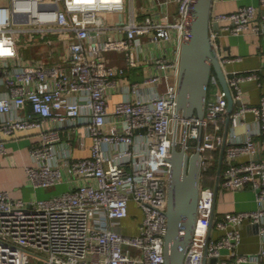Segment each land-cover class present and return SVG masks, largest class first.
<instances>
[{
  "label": "built area",
  "instance_id": "built-area-1",
  "mask_svg": "<svg viewBox=\"0 0 264 264\" xmlns=\"http://www.w3.org/2000/svg\"><path fill=\"white\" fill-rule=\"evenodd\" d=\"M194 1L0 0V167L16 166L8 140H24L25 185L64 186L42 198L16 195L18 185L0 187V264H164L167 157L174 140L190 154L199 139L200 188L184 264L204 257V264L211 257L264 264L262 251H237L244 224H256L264 240V95L258 104L241 101L242 82L257 73L223 67L235 103L229 128L244 124L248 112L254 118L243 138L228 131L219 180V190L251 189L255 208L217 212L213 186L204 183L228 115L216 76L202 120L176 115L181 42ZM213 21L221 63L240 59L221 55V35L264 38V11L254 4L217 12ZM35 34L67 38L66 57L24 61L21 40L27 45ZM107 50L126 51L129 65L141 57L148 74L126 81V70L103 58ZM114 93L121 98L111 104ZM132 204L141 218L136 232H126Z\"/></svg>",
  "mask_w": 264,
  "mask_h": 264
},
{
  "label": "water",
  "instance_id": "water-1",
  "mask_svg": "<svg viewBox=\"0 0 264 264\" xmlns=\"http://www.w3.org/2000/svg\"><path fill=\"white\" fill-rule=\"evenodd\" d=\"M213 0H195L189 22L182 37L179 56V74L176 97V115L191 116L202 120L211 77L216 76L227 98V116L224 121L222 143L218 150L213 184L215 208L219 193V180L223 165L225 143L229 131V114L235 105L227 84L223 66L214 48L210 27ZM238 102V101H237ZM200 139L193 152L188 154L175 140L167 157L169 162L168 201L166 208L167 230L164 235V264H184V257L191 239L196 219L197 199L200 188ZM211 226V223H210ZM217 264V257H211ZM205 263V257L202 264Z\"/></svg>",
  "mask_w": 264,
  "mask_h": 264
},
{
  "label": "crops",
  "instance_id": "crops-1",
  "mask_svg": "<svg viewBox=\"0 0 264 264\" xmlns=\"http://www.w3.org/2000/svg\"><path fill=\"white\" fill-rule=\"evenodd\" d=\"M243 4H254L257 7V13L264 11V6H260L259 0H213L211 7V16L217 12L235 10ZM47 38H51L52 42H47ZM27 46H30V54L24 56V61H44L47 63H56L66 57L68 52V39L59 38L52 35L35 34L30 39ZM46 46L43 48L42 43ZM220 50L222 56L236 57L239 60L224 61L222 66L225 70H236L239 72L255 71L256 78L248 79L242 82L241 101L246 104H258L262 95H264V38L256 34H224L219 38ZM21 53V51H20ZM103 58L107 63L115 66H121L126 70V81L140 80L149 72V64L141 57L136 56V63L129 65L127 63L126 51L123 50H107L103 52ZM121 98V94L114 93L110 96V103L113 104ZM245 123L239 124L232 130L237 136L243 138L245 135V127L253 122V114H245ZM8 148L12 154L16 166L0 167V187L12 188L15 185L21 186L15 190L16 195L23 198V187L27 186L24 182L23 165L28 161L27 144L24 140L7 142ZM77 155H84L87 149H77ZM7 160V159H6ZM24 184V185H23ZM213 183L211 184L213 186ZM257 206L254 192L249 189L227 190L220 189L215 210L223 212L228 210L252 209ZM141 213L135 205L132 204L131 214L124 221L123 230L126 232H136L137 224L140 221ZM240 253H257L262 251V261L264 262V240L258 234V226L256 224H244L241 229V240L237 246ZM213 264V263H212ZM244 264H255L248 262Z\"/></svg>",
  "mask_w": 264,
  "mask_h": 264
},
{
  "label": "rangeland",
  "instance_id": "rangeland-1",
  "mask_svg": "<svg viewBox=\"0 0 264 264\" xmlns=\"http://www.w3.org/2000/svg\"><path fill=\"white\" fill-rule=\"evenodd\" d=\"M46 46V44L43 42L42 43V47L44 48ZM30 46H27L26 45V41H24V39L21 40V43H20V51H21V54L24 55V56H27L28 54H30ZM215 92V87L212 86H209L208 87V93L209 94H214ZM215 167V166H214ZM206 176H207V173H206ZM64 189V186L63 184H60V185H57L53 188H35L29 184H27V186L23 187V195L25 198H42V197H47L53 193H57L61 190ZM132 252L133 253H137L139 252V249H132Z\"/></svg>",
  "mask_w": 264,
  "mask_h": 264
},
{
  "label": "trees",
  "instance_id": "trees-1",
  "mask_svg": "<svg viewBox=\"0 0 264 264\" xmlns=\"http://www.w3.org/2000/svg\"><path fill=\"white\" fill-rule=\"evenodd\" d=\"M207 176H206V181L204 182L205 184H212L214 179H215V168H210L207 170Z\"/></svg>",
  "mask_w": 264,
  "mask_h": 264
}]
</instances>
